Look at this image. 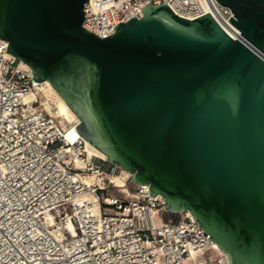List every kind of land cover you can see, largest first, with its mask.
<instances>
[{"label": "water", "instance_id": "obj_1", "mask_svg": "<svg viewBox=\"0 0 264 264\" xmlns=\"http://www.w3.org/2000/svg\"><path fill=\"white\" fill-rule=\"evenodd\" d=\"M89 0H0V39L81 119L66 137L133 174L170 212L191 211L231 264H264V0L210 15L142 8L102 38Z\"/></svg>", "mask_w": 264, "mask_h": 264}, {"label": "built area", "instance_id": "obj_2", "mask_svg": "<svg viewBox=\"0 0 264 264\" xmlns=\"http://www.w3.org/2000/svg\"><path fill=\"white\" fill-rule=\"evenodd\" d=\"M168 3L193 20L210 13L234 40L232 9L217 0H89L83 27L105 38L115 26ZM3 52L8 51V42ZM2 55V56H1ZM31 68L0 54V264H224L230 261L191 211L170 212L133 174L89 157L50 114ZM120 176L119 187L112 179ZM88 176L97 183L88 185ZM91 196V200L82 201ZM73 225L74 231L70 228ZM231 264V263H230Z\"/></svg>", "mask_w": 264, "mask_h": 264}, {"label": "bare ground", "instance_id": "obj_3", "mask_svg": "<svg viewBox=\"0 0 264 264\" xmlns=\"http://www.w3.org/2000/svg\"><path fill=\"white\" fill-rule=\"evenodd\" d=\"M7 45L6 41L3 39H0V54H3L6 59H12V58H17L9 53L3 52V48ZM2 56V55H1ZM21 68H31L28 64H26L24 61L21 60ZM34 74V73H33ZM41 97L42 101L45 103V106L47 110L50 112V114L56 118H59L62 120L66 125H68V131L69 133L72 132L78 125L81 124V119L79 116L75 113V111L70 107V105L66 102V100L60 95V93L55 89V87L50 83V81H42L38 84H36V90L33 95H29L25 97V102L26 103H31L34 101L36 98ZM68 133V134H69ZM83 139L81 136L77 139L80 140ZM76 140V141H77ZM84 140V139H83ZM86 152L89 155V157H97L101 160L108 161V158L86 148ZM125 171V170H124ZM126 173H130L126 171ZM112 179L115 181V183L119 186L122 187L124 186V180L118 176L114 175ZM85 182L93 186L95 185L98 181L97 178L93 176H88L85 179ZM91 200V196H87L82 199V201H88ZM70 228L74 231L73 225H70ZM217 248L219 249L220 252H222L224 255H226L228 258V254L217 244ZM231 262L229 261L228 263L224 264H230Z\"/></svg>", "mask_w": 264, "mask_h": 264}]
</instances>
